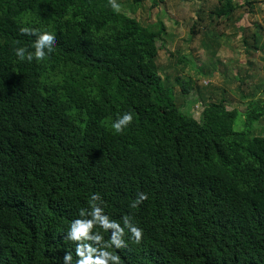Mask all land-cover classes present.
Listing matches in <instances>:
<instances>
[{
	"label": "trees",
	"instance_id": "obj_1",
	"mask_svg": "<svg viewBox=\"0 0 264 264\" xmlns=\"http://www.w3.org/2000/svg\"><path fill=\"white\" fill-rule=\"evenodd\" d=\"M118 5L0 0V264H264V100L195 118Z\"/></svg>",
	"mask_w": 264,
	"mask_h": 264
},
{
	"label": "rangeland",
	"instance_id": "obj_2",
	"mask_svg": "<svg viewBox=\"0 0 264 264\" xmlns=\"http://www.w3.org/2000/svg\"><path fill=\"white\" fill-rule=\"evenodd\" d=\"M111 1L143 24L165 23L166 31L157 39L159 70L175 86L177 102L195 118L200 119L205 106L201 93L213 101L224 97L229 109L236 107L242 113L249 100H264V0H236L241 8L230 19L214 14L222 0ZM239 27L247 29L250 47ZM204 37L210 42L205 43ZM177 76L192 86L186 96ZM244 121L240 114L235 128L242 129ZM254 133L264 135V117L254 124Z\"/></svg>",
	"mask_w": 264,
	"mask_h": 264
}]
</instances>
